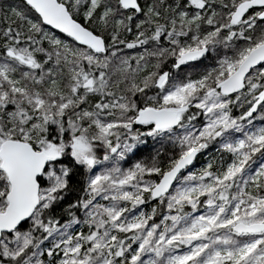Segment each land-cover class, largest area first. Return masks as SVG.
Listing matches in <instances>:
<instances>
[{
	"label": "snow or ice",
	"instance_id": "1",
	"mask_svg": "<svg viewBox=\"0 0 264 264\" xmlns=\"http://www.w3.org/2000/svg\"><path fill=\"white\" fill-rule=\"evenodd\" d=\"M0 264H264V0H0Z\"/></svg>",
	"mask_w": 264,
	"mask_h": 264
}]
</instances>
